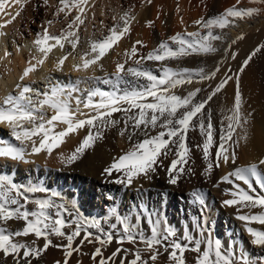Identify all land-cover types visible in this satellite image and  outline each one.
Returning <instances> with one entry per match:
<instances>
[{
    "label": "snow or ice",
    "instance_id": "1",
    "mask_svg": "<svg viewBox=\"0 0 264 264\" xmlns=\"http://www.w3.org/2000/svg\"><path fill=\"white\" fill-rule=\"evenodd\" d=\"M14 2L19 5L20 10L12 13L6 10L7 0H0V14L9 17L0 23V36L6 35L2 29L20 16L30 0H23V3L21 0ZM146 2L151 4L152 0ZM249 3H264V0H249ZM88 4L89 0H58L55 16L59 17L63 13L67 19L73 10H76V15L69 20L60 35L50 34L49 28L43 25L42 32L37 33L33 46L41 55L32 56L27 61L28 66L15 86V94L9 93L0 100V125L6 127L12 139L18 142L8 143L0 139V159L24 164L34 163L29 157L41 153L51 156L54 149L65 143L66 137L86 129V134L71 154L60 158L62 164L71 165L82 157L86 150L93 148L97 140L103 138L104 131L122 124L118 135L126 138L130 147L119 157L113 158L112 163L104 168L103 175L106 179L111 178L109 182L122 185L125 189L131 188L138 180H151L161 168L167 174V184L173 186L178 185L184 176L192 174V169L186 167L192 151L188 134L197 127L203 137L202 142L194 145L201 152L205 165L201 174L209 178L214 169L229 164L235 165L239 140L233 139V136L237 129L243 130L248 123L242 113L239 76L235 77L233 106L227 110L230 114L224 117L227 124L225 126L224 121H221L217 141L207 106L226 88L233 77L226 74L211 88L205 98L198 99L199 94L205 91L201 87L187 91L186 95L177 94L174 90L194 81L200 83L213 80L220 71L219 67L206 73L203 68L173 69L165 65L158 70V74H154L144 67V64H163L191 55L214 53L217 51L214 42L222 39L214 33V29L223 30L237 20L257 15L259 10L242 8L239 6L240 0H237V4L223 13L195 21L199 30L188 32L185 29L183 33H176L159 42L156 48L146 54H140L137 47H146L143 41H135L130 50H125L124 62L116 63L112 77L103 80L99 77L90 78L111 85V91L95 88L74 96V93L80 92L75 85L50 84L47 90L41 92L30 84L23 83L31 73L37 71L38 65L45 63L55 48L63 50L65 42H68L75 52L80 40V27L85 24L87 18ZM44 5L48 6V0H44ZM115 19L113 17V20ZM134 20L131 10L125 11L120 16L122 23L110 28L109 34L103 39L91 42L89 51L79 57L81 63L73 65V70L86 72L92 66L98 65L114 46L131 34V24ZM46 24L51 26L53 21H46ZM147 26L151 27L152 22L149 21ZM243 38L241 35L237 40ZM237 40L232 43L235 44ZM262 49L264 44L256 47L244 60L239 72L242 73ZM8 55L10 53L5 51V56ZM70 55L72 53H67L58 59L55 64L57 71L62 70ZM235 58L236 53L233 52L232 59ZM73 100L75 108L72 107ZM81 106L88 109V112H83ZM47 110H51L53 114L49 115ZM116 113L122 114L120 119H114ZM78 114L84 118L78 119ZM58 125H64L63 129L56 131ZM241 138L247 140L246 133ZM169 158L170 163L165 167L164 162ZM260 166H264V159L259 160L258 164L235 167L215 185H231L230 189L225 190V195L231 198L223 200L222 204L236 209L235 219L244 222L251 245L261 250L258 255L246 253L234 241L225 248L218 237L212 238L206 221H203L207 204L205 194L200 189L189 194V203L198 206L201 217V222L196 225V235L187 226L184 227L182 235L178 234L177 229L168 224L166 219H160L158 213L156 218H153L152 213L148 214L146 219L150 234L145 235L138 224L132 223L126 216L119 215L115 209L113 215L116 223L111 224L107 230L96 218L77 215L74 220L67 221L64 218L66 209L63 205L55 204L51 199H33L29 195L47 192V189L39 186H19L6 176H0V264H33L50 247L63 251V260L57 261L56 264H70L74 253L89 255L91 264H157L165 253L167 264H187L186 252L189 251L196 254L194 264H264V230L250 226H264V171H261ZM241 182L246 188L241 186ZM254 185L258 186L259 192ZM29 204L35 207L30 209ZM256 208L260 209L256 214H240L243 209ZM138 210L140 214L148 212L143 204L138 206ZM10 221H22L23 225L13 230L8 227ZM53 237L61 243L54 244ZM85 242L94 245V251L90 254L82 252ZM113 242L117 245L116 249L105 255ZM125 244L132 247H124ZM77 264H82V261H77Z\"/></svg>",
    "mask_w": 264,
    "mask_h": 264
},
{
    "label": "bare ground",
    "instance_id": "2",
    "mask_svg": "<svg viewBox=\"0 0 264 264\" xmlns=\"http://www.w3.org/2000/svg\"><path fill=\"white\" fill-rule=\"evenodd\" d=\"M21 2L23 3V0H21ZM106 2L107 0H89L86 15L97 22L96 14L99 12L102 13L103 4ZM37 3H41L38 6V10L44 15L50 13V9H53L56 12L58 7V0H48V6L44 5V0H30V2H28L24 7L20 16H18L12 24L2 29L6 35L0 36V100H2L9 93L15 94V86L20 82L19 77L23 70L28 66L27 61L31 59L32 56L39 57L41 55L33 46V41L37 34L32 32H26V34H23V31L21 30L22 21L25 18H28L29 15L31 16V12L37 10H34ZM112 3L120 4L121 6L119 7H125L129 10L132 9L134 12H138L134 16L135 20L131 24V34L125 36L102 59V62L105 64L102 72H106L107 70L109 72L111 68L115 67L117 62H121L115 61V53L113 52L118 53L122 45L128 43V48L131 49V46L135 43V41H143L146 47H137L140 54H146L156 48L159 42L167 40L176 33H183L185 29L188 32L199 30L194 23L195 21L201 19L202 17L207 19L221 14L227 8L237 4V0H152L151 4H148L146 0H112ZM261 5L264 6V3L250 4L249 0H240L239 4L242 8L251 7L258 8L259 11L260 9H263L264 11V8L257 7H261ZM99 6H101V8H99ZM177 8H179V11H177ZM6 10L15 13L20 9L19 5L15 4L14 0H7ZM181 17L183 18V23H181ZM7 18L9 17L5 14H0V23H3ZM137 18H139V20H137ZM164 20L165 22H163ZM149 21L152 22L151 27L147 26ZM238 27L241 32H244V38L241 40L235 39L237 42L227 48L226 53L229 54L228 59L226 58L227 64L232 60L233 52L236 53L234 61H240L243 57H245V51L247 49L253 51L257 47L260 40H262V44H264V34H259L260 32H257L258 34L253 33V24L243 22ZM249 31H252V34H248L247 32ZM8 32L10 33L8 34ZM262 32L264 33V30ZM50 34L57 35L52 32H50ZM234 35L235 34L232 31L230 37H233ZM67 43L68 42H65L63 50L59 49V47L55 48L49 54L45 63L43 65H38L37 71L31 73L29 77L23 81V83L30 84L32 86L40 80L43 81L44 84L45 79L50 78L51 71H56L55 64L59 57H63L66 52V48L68 46ZM89 48V44L88 46L84 45L81 51H89ZM17 49H19V51ZM5 51L9 52L10 55L5 56ZM218 52L219 54L221 53L219 50ZM218 52H214L215 54L214 56L211 55V58L209 56L206 57L210 59H213V57L219 58ZM192 56H195V58L199 57L197 55H191V57ZM187 57H184L186 60H179L181 64L182 62L191 63L189 64V68H191L192 64L196 65V62L200 59L196 60L192 58L193 60H191L188 57V59H190L188 60ZM76 60H78V62L74 63L73 56H69L62 66V70L64 72L63 77L58 80L56 79V76H53V82L50 81L48 85L57 83L60 84L64 80L65 86H76V84H78V79L77 76H74L73 74L76 73V71L73 70V65L81 63L79 57H76L75 61ZM33 63H35V61H33ZM130 64L131 61H129V65ZM144 67L151 70L154 74H158V70L163 66L157 65L154 62H147L144 64ZM217 67L220 68L221 65L214 62L213 65L209 66L206 73L214 71ZM96 68L97 65L89 68V73H92V71ZM192 70L195 69L193 68ZM80 73L82 74V72ZM65 78H69V84H66ZM82 78L85 80L84 77ZM201 83L202 82L197 83L194 81L192 84H186L182 87H178L174 91L180 95H186L187 91L194 90L197 87H201L206 91L208 86ZM47 89L48 87H46V84L42 86L43 91ZM239 90L243 100V116L247 118L248 123L244 126L243 130L237 129L233 136V139L239 140V144L236 147V164H229L227 166H222L219 169H214L211 177L209 178H206L201 174L205 165L202 160L201 152L194 147L196 143L202 142L203 140L198 127L195 130L190 131L188 134V141L192 151L189 164L186 167H190L192 169V174L184 176L179 181L178 185L173 186L167 184V174L164 169L161 168L158 169L157 174L153 176L151 180H138L129 189H125L122 185H116L109 182L111 178L106 179L103 175V170L107 167L106 165H108L106 163H108L109 159L113 156L107 151V149L109 147H114L116 152L122 153L127 151L130 147L129 141L126 138H122L117 135L118 133L114 135L117 136L116 139L114 138L112 141H110V139H102L100 141L99 139L93 148L86 150L83 156L73 164L65 165L61 163V156L67 157L78 146L79 142L86 134L87 130L85 129L80 130L78 134H71L66 137L65 143L54 149L51 156L41 153L38 156H32L29 158L34 160V163H19L21 168H30L32 166L35 168L30 174V177H27V183L25 182L24 186H39L47 189V192H38L29 195L33 199H35V197L36 199H51L55 204L63 205L66 209L64 218L67 221L74 220L77 215L99 219V205H96V202L101 201L109 203L110 201V212H105L104 218L100 220L103 228L107 230L111 224L116 223L115 216L113 215V209H115L119 215L126 216L132 223L138 224V227L145 235L150 234L149 225L146 219L149 213L153 214V218H156V214L158 213L159 218L162 220L166 219L167 223L175 227L180 235H182L185 226H187L193 234L196 235V225L201 222V217L198 211V206H193L189 203L190 192L188 190L199 187V189L205 194L207 204L206 214L203 216V221H206L207 230L210 232L212 238L215 239L218 237L222 241L225 248L228 247L230 242L234 241L235 244L239 248L244 249L246 253L258 255L261 253V250L251 245V238L246 232L244 222L235 219L237 215L236 209L225 207L222 204L223 200L231 198L230 196L225 195V190L230 189L231 185L227 183H220L219 187H216L215 185L233 168L237 166L258 164L259 160L264 159V119L257 111L261 108L264 109V49L252 58L242 72ZM203 92L199 94V97H202ZM232 97L233 93L229 89H227L223 94L224 100H230ZM72 107L75 108L76 106L72 105ZM81 110L83 112H88V109H83V107H81ZM207 111L211 114L212 123L216 130L215 139L218 141L221 119L218 114L213 111V108H210V106L207 107ZM50 114H53L51 110ZM121 115V113H116L114 115V119H120ZM82 117L83 116H80L79 114L77 115L78 119H81ZM224 124L226 126L227 121H225ZM122 126L123 125L121 124L118 127ZM63 127L64 125H58L56 131L62 130ZM118 127L116 130H118ZM112 129L113 128H111V131L109 129V131L113 134ZM106 132L107 130L104 131L103 137ZM245 133L247 135V140L241 138ZM91 151L92 153H90ZM170 159L171 158L164 162L165 167H167L170 163ZM0 161H5L11 165H18V162L10 160L0 159ZM260 167L261 171H264V166ZM1 171L4 175L3 169H1ZM36 172L40 174L41 178L39 182L34 183L33 178ZM109 197H112V199H109ZM141 204L148 209V212H144L142 214L139 213L138 206ZM28 207L32 209L35 206L29 204ZM52 211L54 212L55 210L53 209ZM259 211V208L243 209L240 214H256ZM22 225V221H10L8 227L15 230L22 227ZM250 226L259 230H264V226L259 224H252ZM65 231L70 232L71 229H65ZM91 231H95V229H91ZM28 239L30 240L31 237ZM53 242L54 244L61 243V241L55 237H53ZM139 246L142 247V245ZM116 247L117 245L113 242V244L107 248L105 255L110 254L116 249ZM124 247L131 248L132 245L125 244ZM92 251H94V245L87 244V242H85L82 247V252L90 254ZM195 256V253L190 251L186 252L187 264H194ZM166 257L167 254L165 253L160 257L157 264H167ZM62 260V249L50 247L41 256V258L38 261H34L33 264H56L57 261ZM77 261H82V264H91L89 255L74 253L70 260V264H77Z\"/></svg>",
    "mask_w": 264,
    "mask_h": 264
},
{
    "label": "rangeland",
    "instance_id": "3",
    "mask_svg": "<svg viewBox=\"0 0 264 264\" xmlns=\"http://www.w3.org/2000/svg\"><path fill=\"white\" fill-rule=\"evenodd\" d=\"M100 1H102V0H100ZM39 4H41V3H37V6L34 7V10L35 9L38 10ZM119 6H121V5L112 3V0H107V2L105 4H103L102 13L99 12V13L96 14L97 22H95L91 17L87 16V18L85 20V24L80 27V31L78 33V35L80 36V40H79V43L77 45V48H76L75 52L72 51L71 45L69 43H67L68 46L66 48V52L64 53V55H66L67 53H72V55H70V56H73L74 63L78 62V60L75 61V59H76V57H80L83 53H85V51H81L84 45L88 46V44L90 45L91 42L99 41V40L103 39L104 37H106L109 34V29L110 28H112L114 25L121 24L122 22L120 21V16H122L124 14V12L128 11L129 9L125 8V7H119ZM257 7L264 8V6H262V5H261V7L260 6H257ZM99 8H101V6H99ZM256 9H258V8H256ZM37 10L31 12V16L29 15L28 18H25L22 21L21 30L23 31V34H26V32H32L34 34L41 33L42 32V27L41 26L43 25V26L49 28V32H52V33H55V34L58 35V34L61 33V31L63 29H66L69 20H71L76 15V11L73 10L71 16H69L67 19H65L63 13H61L59 17L55 16V11L53 9L52 10L50 9V13H48L47 15H44L39 10L38 11ZM130 10H131V14L133 16H135L137 14V12H138V11L134 12V11H132V9H130ZM113 17H115L116 19L113 20ZM254 18H256V19H254ZM103 19H104V21H103ZM49 20L53 21V24L51 26H48L46 24V21H49ZM137 20H139V18H137ZM163 22H165V20ZM243 22H248V23H251V24L254 25V31L252 30L253 33L260 32L259 34H261V33L264 34L262 32L264 30V11H263V9H260L258 14L253 16V17H251V18H245V19L237 20V21L234 22V24H232L231 26H229V27H227V28H225L223 30L214 29V33L216 35H220L222 37L221 40L214 42V47L217 49V51L215 53H217L218 50L221 52L220 54L218 52L219 58L213 57V59H210L212 56H214L215 53L200 54V55H197V56H199L198 58H195V56L194 57L193 56L192 57L188 56L191 60H193L192 58H194L196 60L200 58L198 60V62H196L197 63L196 65L195 64L191 65V68H189V66H190L189 64H191V63L185 62V63H188V64H185V63L182 62V64H181L180 63L181 59L180 60L166 61V62H163V64H161L159 62H154L157 65H160V66H165L166 65V66L172 67L173 69H177V68H179V69H183V68H189V69L203 68L205 70V72L208 71L209 66L213 65L214 62H217L218 65H221L220 71L217 73L216 77L213 80H210V81L209 80H205V82L201 83V84L207 85L208 88L206 89L205 92L202 93V97L198 96L199 97L198 99L205 98L207 96L208 92L211 91V88H214L215 85L217 83H219V81L222 80L225 77L226 74L231 75L233 77V79L229 81V83L226 85V88L224 90H222L221 93L217 94V96L214 97L213 101H211L209 103V105L207 106V107L210 106L211 109L213 108V111L216 112L218 114V116L220 117L221 121H224V122L226 121V120H224L225 115L230 114L227 110L230 109L233 106V102H234V92L236 90L235 77L239 76V87H240V78H241L242 73L239 72V69L243 65L244 60L252 52V50L247 49L245 51V57H243L240 61H236L235 60L236 61L235 62L234 59H232L233 60V61L231 60L232 62L231 61L228 62V64H231L232 66L228 65L227 62H226V58L228 59V57H229V54L226 53L227 52V48L232 46V44H233L232 41L237 39L238 36H241V35L243 36L244 35V32H241L239 30V27H238ZM232 31H233V33L235 35L233 37L232 36L230 37ZM251 32L249 31L247 33L248 34H252ZM9 33L10 32H8V34ZM72 39H74V38H72ZM9 41H10V38H9ZM123 44H125V43H123ZM127 44L122 45V47H121V49H119L118 53L113 52V53H115L114 54L115 61L124 62L125 57H124L123 54H124L125 50H129L130 49V48H128L129 46ZM261 44H262V40H260L258 42L257 47L260 46ZM206 56H209L210 58H208ZM188 57H187V59H188ZM59 58H61V57H59ZM190 59H188V60H190ZM183 60H186V58H184V59L182 58L181 61H183ZM101 65H102V70H101ZM197 65H199V66H197ZM104 67H105V64L101 60L99 62V65H97V68L94 71H92V73H89V69L86 72H82V74L80 72L79 73L78 72L73 73L74 76H77L78 84H76V86L80 89L79 93H74L73 95L76 96V95L85 94L86 90H91V89H95V88H99L102 91H111V85H106V84H104V83H102V82H100L99 80H96V79H90L92 77H99L101 80H103L105 78L112 77V74L115 72V67L111 68V70H109V72H108V70L106 72H102ZM208 73H210V72H208ZM63 75H64L63 70L59 71V72L57 70L54 71V72L51 71L50 78L49 79H45L44 84H43V81L39 80L38 83L36 82L35 84L32 85V87L35 88V89L40 90L41 92H43L42 86L46 84V87H49L48 83H50V81L53 82V80H52L53 76H56V79L59 80L61 77H63ZM82 77H84L85 80ZM129 79H131V78H129ZM47 80H48V82H47ZM69 81H70L69 78L68 79L65 78L66 84H69ZM60 84L64 85V80ZM122 87H127V86L126 85H122ZM227 89H229L233 93V97L230 100L229 99L228 100H224L223 99V94H224V92ZM227 102H228V104H227ZM72 105L76 106L75 105V100L72 101ZM215 107H216V109H215ZM263 110L264 109L261 108V109H258L257 111L259 112V114L264 119V111ZM47 111H48V114L51 115L50 114V110H47ZM261 111H263V112H261ZM242 113H243V107H242ZM83 118L84 117H82L81 119H83ZM116 129L117 128H113L112 129L113 130V134H112V132H110L111 129H110V131L107 130L106 134L104 135V137L102 139L103 140L110 139V141H112L114 138L116 139V136L118 135L117 131L119 130V127H118V130H116ZM115 134H117V135L114 136ZM0 139H3V140H5L8 143H18V142L14 141L12 139L9 130L6 127L1 126V125H0ZM102 139H100V141ZM98 141L99 140H97L96 142H98ZM107 151L110 152L111 155H113L112 158L109 159V162L106 163L108 165L113 161L114 157H119L120 154L124 153V152H122V153L121 152H119V153L116 152L114 147H109L107 149ZM90 153H92V151ZM20 164L18 162L19 166L18 165L16 166V165H11L10 163H6L5 161H2V162L0 161V176H6L9 180L13 181L15 184H17L19 186H24L25 182L27 183V177H30V174L34 171L35 168L33 166H32L33 168L32 167H30V168L29 167H22L21 168ZM108 165H106V166H108ZM246 166L247 165L237 166V167H246ZM1 169H3L4 175H3L2 171H1ZM40 178H41L40 174H38V172H36L35 176L33 178L34 183L39 182ZM241 186L246 188V185H243L242 182H241ZM254 187H257V191L259 192L258 186L254 185ZM197 189H199V187L198 188H191V190L189 189L188 191L191 193V192H193L194 190H197ZM35 199H36V197H35ZM106 203L107 202H101V201L100 202H96V205H99L98 206V211H99V217L98 218H99V220H102L104 218L105 212H110V208H111L110 204H109L110 201H109V203H107V204ZM223 209H224V207H223Z\"/></svg>",
    "mask_w": 264,
    "mask_h": 264
}]
</instances>
